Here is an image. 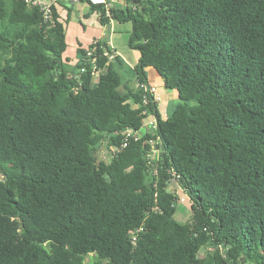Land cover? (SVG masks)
<instances>
[{
	"label": "trees",
	"instance_id": "1",
	"mask_svg": "<svg viewBox=\"0 0 264 264\" xmlns=\"http://www.w3.org/2000/svg\"><path fill=\"white\" fill-rule=\"evenodd\" d=\"M79 1L109 23L103 5ZM127 4L108 12L131 24L135 79L152 69L175 93L164 118L106 41L78 47L69 66L70 7L53 1L44 21L38 6L0 0V264H85L90 253L93 264H264V0ZM144 110L157 119V174L148 132L99 160ZM173 177L189 224L174 218Z\"/></svg>",
	"mask_w": 264,
	"mask_h": 264
},
{
	"label": "crops",
	"instance_id": "2",
	"mask_svg": "<svg viewBox=\"0 0 264 264\" xmlns=\"http://www.w3.org/2000/svg\"><path fill=\"white\" fill-rule=\"evenodd\" d=\"M42 1L47 3H52L55 0H42ZM78 3H82V2L79 1L75 3H70L68 0H65L63 4H65L70 8H74V5ZM126 6H128L127 0H112L111 2V8L113 9H124L126 8ZM59 12L60 14L64 15L66 13V9L64 7H60ZM115 22L116 20L110 18L108 24L102 25L99 23L98 13L95 11H90L89 5L87 3L85 6L79 5L78 12L77 14H75L73 20L70 13V19L66 26V32H65L66 49L63 53V58L67 59V61L75 60L76 50L78 47L86 49L88 45L91 44L93 41L103 40L107 42L109 48L112 49L114 54L119 56L122 63L131 65L132 64V62L130 61L131 59H129V57L127 56L126 58L122 57L120 51L115 45V40H114L115 31H116ZM131 66L134 67L135 63L132 64ZM146 72L148 74L147 81L157 85L162 101L163 93L160 90V86H162L160 77L152 69H147ZM135 80L136 79L134 78V84L136 82ZM165 91L168 92L171 90L166 89ZM158 109L160 112L161 109L159 108V104H158Z\"/></svg>",
	"mask_w": 264,
	"mask_h": 264
},
{
	"label": "built area",
	"instance_id": "3",
	"mask_svg": "<svg viewBox=\"0 0 264 264\" xmlns=\"http://www.w3.org/2000/svg\"><path fill=\"white\" fill-rule=\"evenodd\" d=\"M28 5L32 6H38L39 10L42 13V17L44 21H50L51 20V9L50 5L51 3L43 2L42 0H24ZM70 3H75L79 2V0H68ZM89 3L94 4V5H103L106 16L110 17V13L108 12L109 9L111 8V2L112 0H88ZM92 43H95L93 41ZM92 53V50H87L86 54L90 55ZM114 55L108 54V60L111 61L113 60ZM92 63V71L91 74L96 78L101 71H98L95 69V65L93 62ZM84 72V67H81L79 69V72L74 75V78L79 79V74ZM135 87L140 89L144 94L142 96V101L143 104L147 103L148 98L155 102L159 103L161 101V95L159 94L157 85L148 81H138L137 79L135 80ZM145 114V119L144 122L142 123L140 129H133L131 127L124 128L122 130V138L121 142L119 143L118 146H112L109 150V154H114L118 149L125 147L130 140L138 141L142 135L145 132H148L149 137L146 138V143L149 145L145 157L147 160L148 165L152 168L151 172L156 175L157 170L155 169V164L157 163L156 161L159 159L160 156V151H161V146H160V139L158 134L156 133L157 131V119L156 117L152 114L149 113L148 111L144 110L142 112ZM171 182H177V179L173 177L171 179ZM170 186V185H169ZM157 207H153V209H156ZM141 230V228H136L133 232L130 234L131 240L134 242L136 240L137 233Z\"/></svg>",
	"mask_w": 264,
	"mask_h": 264
},
{
	"label": "rangeland",
	"instance_id": "4",
	"mask_svg": "<svg viewBox=\"0 0 264 264\" xmlns=\"http://www.w3.org/2000/svg\"><path fill=\"white\" fill-rule=\"evenodd\" d=\"M79 5L85 6L86 3H78L74 5V8L70 9L71 17L72 20L75 17V14H77ZM65 15V14H64ZM75 23V22H74ZM76 24V23H75ZM116 25V31H115V45L118 48V50L121 53L122 57H129L131 59L130 61L132 64L137 63L138 60V52L132 48L129 47L128 45V39L130 36V31H131V24L129 21H124V22H115ZM76 60L69 61V66L72 67L73 63H75ZM112 61V60H111ZM131 64V65H132ZM117 68V70L121 73L122 78L125 82H127V85L129 87H134V78H135V72H134V67H132L129 64H124L122 63L121 65L114 64ZM160 90L163 93L162 95V101L159 102V108L160 110V115L162 118L168 113L172 111V109L176 106L178 103V99L176 98V95L173 91H168L166 92L165 88L160 86ZM109 150L105 146L104 143H101L97 152L96 156L99 160L103 161H108L109 160ZM1 179V175H0ZM171 188L174 190L176 193L178 200H176V207H175V213H174V218L176 221L183 223V224H189L190 223V211H189V201L183 194L178 182L172 183ZM97 261L96 255L94 253L87 254L84 256V263L85 264H93Z\"/></svg>",
	"mask_w": 264,
	"mask_h": 264
},
{
	"label": "water",
	"instance_id": "5",
	"mask_svg": "<svg viewBox=\"0 0 264 264\" xmlns=\"http://www.w3.org/2000/svg\"><path fill=\"white\" fill-rule=\"evenodd\" d=\"M60 2H62V3H64L65 2V0H59ZM69 5V4H68ZM167 191H169V189H167Z\"/></svg>",
	"mask_w": 264,
	"mask_h": 264
}]
</instances>
